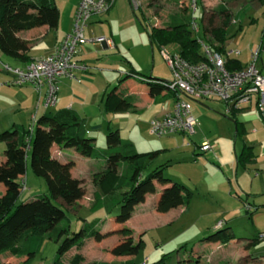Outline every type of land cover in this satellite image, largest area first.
Segmentation results:
<instances>
[{"label":"rangeland","instance_id":"374dc122","mask_svg":"<svg viewBox=\"0 0 264 264\" xmlns=\"http://www.w3.org/2000/svg\"><path fill=\"white\" fill-rule=\"evenodd\" d=\"M74 1L54 0L59 10L58 30L70 27L73 22L71 13ZM131 3L136 16H143L149 27H166L173 24L176 18H187L188 22L194 18L199 27V33L194 38L206 44L210 35H204V31L221 25L226 14L218 10L220 6L224 7L232 20L225 31L227 37L223 48L226 45L227 52H239L237 60L244 67L251 64V54L262 46L256 68L264 72V0H197V11L193 14L186 0H131ZM103 16L102 22L107 21L105 27L97 23L94 26L99 25L105 32L97 28L91 36L89 29H85V40L109 37L110 29L116 45L112 49L114 51L106 52L108 56L103 57L104 53L96 49H102L101 42L86 41L81 49L84 55L80 54L85 57L81 60L94 70L91 74H83L87 80H68L65 85L59 84L57 103L49 109L41 104L36 111L35 98L28 94L30 92L26 87L4 84L9 76L0 65V133L14 124L22 125L25 129L35 128L36 124L31 119L33 114L38 118L45 112L60 110L61 103H71L86 118L83 124L85 137L94 140V158L83 157L73 149L51 150L50 155L60 163H72L70 176L82 182L80 198L72 206H63L69 224L62 222L56 228L67 226L70 236L82 229L87 233L97 230L101 235H110L100 241L82 238L79 240L81 243H76L61 256L58 264H70L75 255L82 256L84 263L101 264H121L128 259H133L135 264H156L159 260H162L161 264H264L263 120L252 108L238 111L232 118L226 115L224 103L197 102L183 96L190 103L191 112L199 123L194 127L195 133L153 137L148 134L150 119L159 118L161 107L170 109L176 98L166 91L163 95L167 96L159 95L150 101L149 96H145L146 85L134 78L120 88L125 87L124 92L132 96V103L138 105V111L106 112L101 101L102 91L108 87L109 92L117 86L120 78L131 69L146 77L168 82L172 80V74L160 48L150 45L147 34L132 14L129 0H115L110 13ZM214 42L212 45H217ZM164 50L171 54L176 50V45H166ZM1 61L10 66L18 65L4 56H1ZM142 95L146 97V110L143 112ZM83 101L87 106H82V110L80 105H83ZM108 126L118 130L120 138L131 143L135 151H158L146 163L143 175L161 169L162 179L155 182L156 192L147 194L144 201L135 207L131 217L121 224L115 221L119 207L114 208L109 197L104 198L102 209L96 212L90 210L97 191L93 175L104 165ZM203 141L210 143L211 151H200L199 146ZM245 146L252 147L253 160L241 165L236 161ZM4 149L5 145L0 143V161L4 159ZM127 166L128 162L122 160L118 173H125ZM169 181L181 184L189 191V203L166 213H158L155 205L159 192ZM23 182L17 203L49 193L44 180L31 172L29 162ZM114 196L118 198L120 193ZM217 225L231 227L235 240L228 244L211 242ZM123 228L130 230L129 235L120 233ZM140 235L143 244L135 257L111 255L112 248L120 242L131 238L135 243ZM57 247L58 243L46 235L40 252L30 264H55ZM19 260L15 257L14 264H22Z\"/></svg>","mask_w":264,"mask_h":264},{"label":"trees","instance_id":"16d2710c","mask_svg":"<svg viewBox=\"0 0 264 264\" xmlns=\"http://www.w3.org/2000/svg\"><path fill=\"white\" fill-rule=\"evenodd\" d=\"M114 2L115 0L112 6ZM129 3L132 14L147 34L151 46L156 45L163 51L164 46L175 44V51L184 61L196 63L203 59L198 38H194L190 30L191 21L188 22L187 18H176L173 24L166 27H149L143 16H136L131 0ZM218 11L226 14L221 25L211 27L208 31L205 29L204 35H210L207 44L215 53L222 55L225 54L223 48L226 38L225 31L231 23L232 16L226 13V9L222 6ZM58 21L59 10L54 0H0V61L1 56H4L20 64L31 62L27 55L31 41L21 39L17 34L20 31L42 26L55 29ZM212 41L217 42V45H212ZM225 66L229 71L242 69L235 59H227ZM132 78L146 85L147 92L145 93L149 98L163 95L167 91L166 81L146 77L131 69L120 78L117 86L104 94L103 103L106 112L125 113L134 110L131 95L120 89L122 84ZM167 95L164 94L163 97ZM231 117L233 118L234 114ZM34 123L35 128L25 129L22 125L14 124L10 129L0 133V143L5 145L4 159L0 161V187L2 189L0 194V255L8 252L12 257L20 258L22 264H30L35 255L40 252L46 235H49L58 243L56 251L58 257L55 260V264H58L61 256L76 243H81L79 240L82 238L89 237L100 241L110 234L101 235L97 230L87 233L82 229L70 236L67 226L56 228V225L62 222L65 225L69 224L70 221L63 206H72L80 198L82 182L70 176L72 163L62 164L50 153L53 148L73 149L83 157L94 158V140L85 137L84 119L74 110L66 108L56 112H45L36 118ZM234 124L237 125V122L234 121ZM105 142L104 165L99 172L93 175L97 191L93 195L90 210L96 212L102 209L104 198L109 197L112 206L119 207L115 221L121 224L131 217L135 207L144 201L147 194L156 192L155 182L162 179L161 169H155L146 175H143V170L146 163L152 160L158 151H135L131 143L120 138L118 130H112L109 126ZM122 160H126L128 166L125 173L119 174L118 167ZM251 160H253L252 147L245 146L237 157L236 163L244 165ZM28 162L33 175L44 180L49 193L36 196L27 202L17 203L23 189V177L26 174ZM117 192L120 193L118 198L114 196ZM190 197L191 194L184 186L169 181L159 192L155 210L158 213H166L177 207L187 206ZM217 226L215 235L210 238L211 242L218 241L221 244H228L235 240L231 227ZM120 233L127 236L130 230L123 228ZM141 236L135 243L131 238L120 242L112 248L111 255L135 257L143 244ZM161 263L162 260L156 262V264ZM70 264L101 263H84L82 256L75 255ZM121 264H135V261L128 259ZM178 264L185 263L179 262ZM191 264H197V262Z\"/></svg>","mask_w":264,"mask_h":264},{"label":"built area","instance_id":"2783aa9c","mask_svg":"<svg viewBox=\"0 0 264 264\" xmlns=\"http://www.w3.org/2000/svg\"><path fill=\"white\" fill-rule=\"evenodd\" d=\"M113 1L80 0L73 15L70 33L50 53L21 67L0 61L2 71L9 76V80L4 84L16 87L31 85L37 95V110L41 104L45 109L55 106L59 79L79 81L77 74L90 70L85 64L77 61V49L86 41L84 32L90 19L106 14ZM186 1L188 8L195 12L197 0ZM190 30L193 36L199 33L194 18L190 22ZM96 41L114 47L111 38L99 37ZM198 42L203 59L196 63L184 61L177 51L171 54L162 51L172 74V80L166 81L167 91L173 93L176 99L170 112L149 121L150 136L161 138L174 134L195 133L196 120L191 112L192 107L183 96L197 102L224 103L227 116L252 106L264 122V72L256 68V61L261 58L263 47L251 54V64L241 70L229 71L225 66L224 55L215 53L203 40L198 39ZM232 54L236 55L238 52L230 51L225 56ZM31 119L34 123L36 116L33 115ZM199 148L202 153L212 150L207 141H203Z\"/></svg>","mask_w":264,"mask_h":264},{"label":"crops","instance_id":"0c3cea01","mask_svg":"<svg viewBox=\"0 0 264 264\" xmlns=\"http://www.w3.org/2000/svg\"><path fill=\"white\" fill-rule=\"evenodd\" d=\"M79 2H80V0H75L74 3H73L72 13H71L72 14V19H73V15H74L75 9H76V7H77V5H78ZM114 5H115V2H114ZM114 5L112 7H114ZM109 13H110V11H108L106 14H102V15H99V16H95V17H93V18L90 19V21L87 24L86 29H89V34L91 36H93V32L94 31H97V28H98V30H102L100 27H103V28L105 27L104 25H105V23L107 24V21L105 23L102 22V19L105 17L103 15H108ZM72 21L73 20H71V22ZM58 23H59V21H58ZM95 23H97V24H99L101 26L99 27V25H98V26L95 27L94 26ZM58 26H59V24H58ZM58 26L55 29H49L46 26H42V27H39V28H34V29L26 30V31H20L17 34L21 39H24L26 41H31L30 50L28 51V54H27L28 57H29V60L32 61V60H35V59H39V58H42V57L46 56L48 53H50L53 50V48L55 46H57L59 44V42L67 34L70 33L71 28H72V23H71L70 27L63 28L62 31L61 30H58ZM102 32H105V31L102 30ZM21 33H23V34H21ZM104 38H111L113 40V42H114V48H115V46H116L115 45V41L112 38V33H111L110 29H109V37H104ZM86 41H90L91 43H96L97 42L96 40H93V39L86 40ZM86 41H85V43H83V44H81L79 46V51H77L76 59H77V61H79V63L85 64L88 68H90V70L87 71V72H80V73H78L77 74V77H78L79 81H80V79L87 80V77L84 76L83 74H86V75L87 74H91V71L94 70L93 68L89 67L86 62H84L83 60H81L82 58L85 57V56H82V55H84V53H83V51L81 49H82V47H84V45H86ZM101 44H102L101 45L102 46V49H100V48H96V49L99 50L101 53L102 52L104 53V54H102L103 57H107L108 56L106 54V52H109V51L113 52L114 51V50H112L114 48H111V47L107 46L104 42H101ZM225 46L226 45H224L225 54H222V55H224L225 59L226 60L227 59H235V60H237V56L239 55V52L236 55L235 54H232L231 56L226 57L225 56L226 53H228L230 51L227 52L226 49H225ZM81 53H82V55H80ZM17 64H18L17 65L18 67H21V66L24 65V64H20V63H17ZM244 67H242V68H244ZM68 80L69 79H67V78H60L59 79V82H58V91H59V84H62V85L64 84L65 85V84H67L70 81V80L69 81ZM79 81H76V82H79ZM24 87H26L27 91L29 90L30 93H28V94L31 95V97H34L35 98L34 99V105H35V110L37 111V109H36V105H37V95H36V93L34 92V90H33V88H32L31 85H25ZM107 88L108 87H106V89L104 88V90L102 91L101 101L103 100L104 94L107 92ZM123 88H125V87H123ZM123 88H120V89L121 90H124ZM145 96H146V93H145ZM149 99H150V101H153V98H149ZM143 100H144V102H143L144 105H143V110L141 112H143L144 110H146V97L143 96ZM82 104L83 105H80L81 108H82V106L83 107L87 106L86 101H83ZM133 105H134V110L133 111H138V110H136L137 109L136 106L138 107V105H136L135 103H133ZM66 108L72 109V110H74L75 112H77L79 114L78 110L77 109H74L73 104H71V103H67V104L61 103V107H59L58 109H66ZM172 108H173V105H172V107L170 109L162 106L161 109H160L161 110L160 112H162L161 116H163L164 114L170 112L172 110ZM250 108H252L255 111L254 107H252V106L251 107L244 108V109H250ZM244 109H241L239 111H242ZM82 110H83V108H82ZM129 112H131V111H129ZM237 112L238 111L233 112L229 117H231L233 114H234V116H236ZM33 115H35V114H33ZM82 118L84 120L86 119L85 117H82ZM153 118H157V117H153ZM153 118H151V119H153ZM198 124L199 123L196 121V125L195 126H197ZM1 258H2V260L0 261V264H14V263H16L15 262V258L12 257V255L10 253H8V252L7 253H3L2 255H0V259ZM19 261L22 262L21 260H19Z\"/></svg>","mask_w":264,"mask_h":264}]
</instances>
